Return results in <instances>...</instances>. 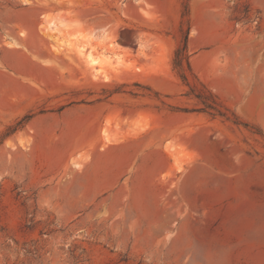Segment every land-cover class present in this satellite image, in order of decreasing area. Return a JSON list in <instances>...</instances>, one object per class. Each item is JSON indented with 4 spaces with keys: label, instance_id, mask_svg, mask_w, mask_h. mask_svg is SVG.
I'll use <instances>...</instances> for the list:
<instances>
[{
    "label": "rangeland",
    "instance_id": "rangeland-1",
    "mask_svg": "<svg viewBox=\"0 0 264 264\" xmlns=\"http://www.w3.org/2000/svg\"><path fill=\"white\" fill-rule=\"evenodd\" d=\"M0 264H264V0H0Z\"/></svg>",
    "mask_w": 264,
    "mask_h": 264
},
{
    "label": "trees",
    "instance_id": "trees-1",
    "mask_svg": "<svg viewBox=\"0 0 264 264\" xmlns=\"http://www.w3.org/2000/svg\"><path fill=\"white\" fill-rule=\"evenodd\" d=\"M187 33L188 29L185 32L182 44L177 46L173 58V66L179 70V77L184 83H186V85H188V75L193 76L187 50ZM183 62L185 63L188 75L182 69ZM200 86L202 89L199 93H195L194 97L201 104L202 107L200 110L202 112H205L213 117H220L224 120L231 121L234 125L242 124L232 112L222 106L217 97L214 96L203 84H200ZM190 91L194 92L195 90L193 87H190ZM243 126L247 127L248 125L244 124Z\"/></svg>",
    "mask_w": 264,
    "mask_h": 264
},
{
    "label": "crops",
    "instance_id": "crops-1",
    "mask_svg": "<svg viewBox=\"0 0 264 264\" xmlns=\"http://www.w3.org/2000/svg\"><path fill=\"white\" fill-rule=\"evenodd\" d=\"M124 172H126V169L123 167V169L119 172V174L116 176V178L113 181H118V179L120 178V176H122V174H124Z\"/></svg>",
    "mask_w": 264,
    "mask_h": 264
},
{
    "label": "bare ground",
    "instance_id": "bare-ground-1",
    "mask_svg": "<svg viewBox=\"0 0 264 264\" xmlns=\"http://www.w3.org/2000/svg\"><path fill=\"white\" fill-rule=\"evenodd\" d=\"M94 61V60H93Z\"/></svg>",
    "mask_w": 264,
    "mask_h": 264
}]
</instances>
